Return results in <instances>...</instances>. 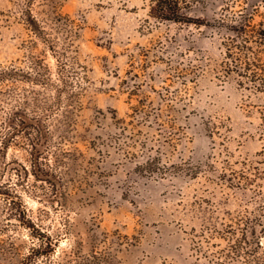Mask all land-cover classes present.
Instances as JSON below:
<instances>
[{
	"label": "rangeland",
	"instance_id": "rangeland-1",
	"mask_svg": "<svg viewBox=\"0 0 264 264\" xmlns=\"http://www.w3.org/2000/svg\"><path fill=\"white\" fill-rule=\"evenodd\" d=\"M258 4L0 0V264H206L245 232L232 264H264V88L228 53Z\"/></svg>",
	"mask_w": 264,
	"mask_h": 264
},
{
	"label": "trees",
	"instance_id": "trees-1",
	"mask_svg": "<svg viewBox=\"0 0 264 264\" xmlns=\"http://www.w3.org/2000/svg\"><path fill=\"white\" fill-rule=\"evenodd\" d=\"M189 2L190 0H151V15L161 20L191 24L193 21L190 20L187 12ZM254 7L253 11L240 14L238 18L233 20L238 30L235 36L236 39L234 38L228 48V53L230 66L234 68L233 71L243 79V84H248L256 92L264 88V68L260 59L261 50L264 49V32L260 29V26L262 27L264 20L255 24L254 19L256 15L264 17V14L260 12L261 6L259 4ZM30 16L32 17V14ZM40 31L38 30L36 33H41L42 31ZM254 43L257 48L253 45ZM233 49L238 51L235 52ZM63 65L66 64H62V67H65ZM245 78L248 80L247 83L244 81ZM12 202L17 205L22 222L32 229V222L26 221L25 223L27 215L22 203L19 200H12ZM37 235L44 245H52L49 237L45 234L37 232ZM247 237L249 235L245 232L243 239L230 243L228 249L219 250L213 253L212 256L209 255L210 258L206 264H232L231 261L242 254H252L250 249L245 252L243 246L244 243H247ZM257 246H260V241L257 242ZM42 252H45V250H42ZM38 254H41L39 249L34 251L30 258L36 257Z\"/></svg>",
	"mask_w": 264,
	"mask_h": 264
}]
</instances>
